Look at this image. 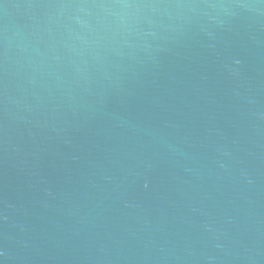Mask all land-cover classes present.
<instances>
[{
	"label": "water",
	"instance_id": "water-1",
	"mask_svg": "<svg viewBox=\"0 0 264 264\" xmlns=\"http://www.w3.org/2000/svg\"><path fill=\"white\" fill-rule=\"evenodd\" d=\"M0 264H264V0H0Z\"/></svg>",
	"mask_w": 264,
	"mask_h": 264
}]
</instances>
